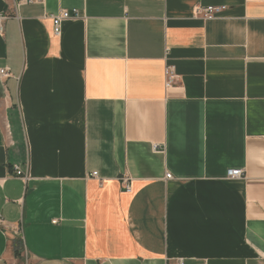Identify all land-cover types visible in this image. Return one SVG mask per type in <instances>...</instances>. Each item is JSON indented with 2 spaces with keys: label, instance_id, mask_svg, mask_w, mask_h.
<instances>
[{
  "label": "crops",
  "instance_id": "crops-1",
  "mask_svg": "<svg viewBox=\"0 0 264 264\" xmlns=\"http://www.w3.org/2000/svg\"><path fill=\"white\" fill-rule=\"evenodd\" d=\"M0 13V264H264V0Z\"/></svg>",
  "mask_w": 264,
  "mask_h": 264
},
{
  "label": "built area",
  "instance_id": "built-area-1",
  "mask_svg": "<svg viewBox=\"0 0 264 264\" xmlns=\"http://www.w3.org/2000/svg\"><path fill=\"white\" fill-rule=\"evenodd\" d=\"M31 1V0H29ZM224 6L221 5H208V6H197L194 10V14L201 15L205 19H212L217 14L222 12L224 10ZM79 15L78 10L76 8L68 9V10H60L57 14H54L51 16L52 20V32L55 36H60L61 34V22L70 18H77ZM7 17L4 14L0 13V34L3 32V26L4 21ZM166 74V86H170L174 80H175V74L173 72L172 66H166L165 69ZM9 77V72L6 68H0V78ZM14 174L21 178H27V175L22 172V170L19 168L18 165H14ZM92 176H96L97 172H92ZM243 176V170L240 168H229L226 171V177L231 179L241 178ZM171 173L166 172L165 178H170ZM122 183L124 185V190L129 191L130 185H129V178L127 176H124L122 178ZM54 222V221H53ZM0 223L2 226H5L4 222L1 221ZM6 227V226H5ZM181 264V263H180Z\"/></svg>",
  "mask_w": 264,
  "mask_h": 264
},
{
  "label": "trees",
  "instance_id": "trees-1",
  "mask_svg": "<svg viewBox=\"0 0 264 264\" xmlns=\"http://www.w3.org/2000/svg\"><path fill=\"white\" fill-rule=\"evenodd\" d=\"M20 253H21V242L18 240L15 242L14 256L20 258Z\"/></svg>",
  "mask_w": 264,
  "mask_h": 264
},
{
  "label": "rangeland",
  "instance_id": "rangeland-1",
  "mask_svg": "<svg viewBox=\"0 0 264 264\" xmlns=\"http://www.w3.org/2000/svg\"><path fill=\"white\" fill-rule=\"evenodd\" d=\"M20 255H21L22 259H19L18 260V264H25L24 261H23L24 260V257H25V254H24V251L23 250H21Z\"/></svg>",
  "mask_w": 264,
  "mask_h": 264
}]
</instances>
